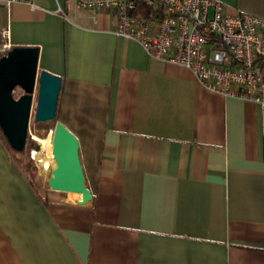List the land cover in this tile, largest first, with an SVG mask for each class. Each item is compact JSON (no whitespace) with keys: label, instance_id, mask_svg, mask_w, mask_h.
Returning <instances> with one entry per match:
<instances>
[{"label":"crops","instance_id":"0c3cea01","mask_svg":"<svg viewBox=\"0 0 264 264\" xmlns=\"http://www.w3.org/2000/svg\"><path fill=\"white\" fill-rule=\"evenodd\" d=\"M220 1L264 15V0ZM6 27L63 80L56 119L89 199L42 184L43 203L0 140V264H264V106L149 58L71 1L0 3V45Z\"/></svg>","mask_w":264,"mask_h":264},{"label":"built area","instance_id":"2783aa9c","mask_svg":"<svg viewBox=\"0 0 264 264\" xmlns=\"http://www.w3.org/2000/svg\"><path fill=\"white\" fill-rule=\"evenodd\" d=\"M65 1L108 13L115 34L136 40L151 59L189 69L205 88L264 106V15L230 14L220 0ZM13 2L33 0H0ZM1 35L5 52L8 27ZM27 133L36 139L29 125Z\"/></svg>","mask_w":264,"mask_h":264},{"label":"water","instance_id":"95a60500","mask_svg":"<svg viewBox=\"0 0 264 264\" xmlns=\"http://www.w3.org/2000/svg\"><path fill=\"white\" fill-rule=\"evenodd\" d=\"M37 58L36 46H12L0 55V129L8 144L21 150L31 116L36 123L53 122L51 153L55 166L50 169L47 186L67 192L70 203L84 204L89 199V191L79 158V142L56 119L61 77L39 71ZM15 89L19 90L16 97Z\"/></svg>","mask_w":264,"mask_h":264},{"label":"trees","instance_id":"16d2710c","mask_svg":"<svg viewBox=\"0 0 264 264\" xmlns=\"http://www.w3.org/2000/svg\"><path fill=\"white\" fill-rule=\"evenodd\" d=\"M0 54L2 53L0 52ZM62 85H63V80L61 79V87L59 90L58 99L56 103V118H57L59 99L62 91ZM39 131H41V129H39ZM0 140L5 146L6 150L8 151L11 160L19 167V169L23 173L24 177L26 178V180L28 181L29 185L32 187L34 192L40 197L41 201L45 203L46 200L45 197L43 196V190L35 178L36 168L32 164L31 159L29 157L31 149L36 148L38 146L36 140L31 138L27 133L26 141L23 148L21 150H15L8 144L1 129H0Z\"/></svg>","mask_w":264,"mask_h":264},{"label":"rangeland","instance_id":"374dc122","mask_svg":"<svg viewBox=\"0 0 264 264\" xmlns=\"http://www.w3.org/2000/svg\"><path fill=\"white\" fill-rule=\"evenodd\" d=\"M18 95H19V90L18 89H15L14 96L16 97ZM29 128H30L31 133L33 135H35V137H36V135L37 136H40V137H43V136L46 137V136L49 135L50 129L53 128V122L36 123V122H34L32 116H31L30 121H29ZM39 129H41V131H39ZM29 136H30V134H29ZM34 140H36L38 146L36 148L31 149L29 157L31 159L32 164L36 168L35 178H36V180L40 184V187L43 190V187H48L47 186V178L49 177V175H50V169L53 166H51V163H50L49 166L44 167L37 158H33L32 157V155H31L32 150H34V149L35 150L40 149V143H39V141L37 139H34ZM42 184H44L43 187H42Z\"/></svg>","mask_w":264,"mask_h":264},{"label":"bare ground","instance_id":"6f19581e","mask_svg":"<svg viewBox=\"0 0 264 264\" xmlns=\"http://www.w3.org/2000/svg\"><path fill=\"white\" fill-rule=\"evenodd\" d=\"M39 143H40V149L37 150H33L31 152L32 156H35L44 167H47L50 165L51 166H55V162L52 158V153H51V148H52V144H51V135L49 134L46 137H40L37 136L35 137Z\"/></svg>","mask_w":264,"mask_h":264}]
</instances>
